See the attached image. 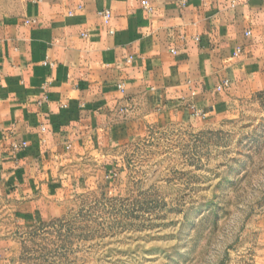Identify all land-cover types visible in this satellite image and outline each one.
<instances>
[{
    "label": "crops",
    "instance_id": "1",
    "mask_svg": "<svg viewBox=\"0 0 264 264\" xmlns=\"http://www.w3.org/2000/svg\"><path fill=\"white\" fill-rule=\"evenodd\" d=\"M263 93L264 0H0V264L127 146L219 125Z\"/></svg>",
    "mask_w": 264,
    "mask_h": 264
},
{
    "label": "rangeland",
    "instance_id": "2",
    "mask_svg": "<svg viewBox=\"0 0 264 264\" xmlns=\"http://www.w3.org/2000/svg\"><path fill=\"white\" fill-rule=\"evenodd\" d=\"M242 108L127 146L116 177L25 233L15 264H264V93Z\"/></svg>",
    "mask_w": 264,
    "mask_h": 264
},
{
    "label": "built area",
    "instance_id": "3",
    "mask_svg": "<svg viewBox=\"0 0 264 264\" xmlns=\"http://www.w3.org/2000/svg\"><path fill=\"white\" fill-rule=\"evenodd\" d=\"M35 1H36V2H41L42 0H35ZM203 1H207V0H203ZM179 3H180V6H181V7H185L186 4H187V0H179ZM144 5H145V7L147 8V2H144ZM99 16L103 19L104 24H105V25H108L109 22H110V20H111L112 14H111V12H110L109 10H104V11H102V12H99ZM249 35H250V32L247 33V36H249ZM197 39H198V38H197ZM172 52H173L174 54H176V52H175L174 50H173ZM240 53H241V49L238 48V49L236 50V52L234 53V56L237 57ZM44 65H45V66H53V64H51V63H49V62H44ZM226 85H227V81L223 83V86H226ZM119 89L122 90V91H124V87H123V85H119ZM220 89H221V88H219V90H220ZM45 99L47 100V98H45ZM192 111H193L194 116L197 117V118H202V117L205 116V114H204L202 111L197 110L195 106H192ZM44 130H45V129L43 128V131H44ZM27 147H28V144L25 143V142H23V143H21V144H18V143H16V142H13V143L11 144V148H12V151H13V152L20 151L21 149H26ZM112 176H113V177H116L117 175H116V174H113Z\"/></svg>",
    "mask_w": 264,
    "mask_h": 264
}]
</instances>
